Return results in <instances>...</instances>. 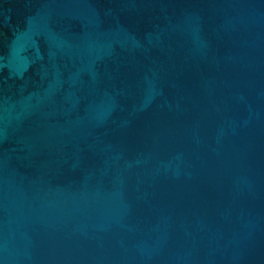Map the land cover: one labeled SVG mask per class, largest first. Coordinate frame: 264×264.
<instances>
[{"label": "water", "instance_id": "95a60500", "mask_svg": "<svg viewBox=\"0 0 264 264\" xmlns=\"http://www.w3.org/2000/svg\"><path fill=\"white\" fill-rule=\"evenodd\" d=\"M0 264H264V0H0Z\"/></svg>", "mask_w": 264, "mask_h": 264}]
</instances>
